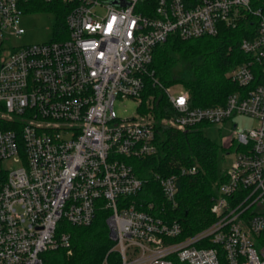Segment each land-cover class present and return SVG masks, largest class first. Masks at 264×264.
Here are the masks:
<instances>
[{"label":"built area","instance_id":"obj_1","mask_svg":"<svg viewBox=\"0 0 264 264\" xmlns=\"http://www.w3.org/2000/svg\"><path fill=\"white\" fill-rule=\"evenodd\" d=\"M38 1L0 0V264H43L59 248L70 254L66 224L89 225L99 209L115 254L101 264H264L262 8L251 0H42L55 12V36L12 45L25 33L20 15ZM244 11L257 17L256 33L240 42L250 59L227 72L241 90L224 104L192 106L187 89L172 92L152 77L155 46L215 35ZM150 78L165 103L146 93ZM124 98L137 101L136 115L116 114L114 101ZM159 107L166 114L158 119ZM239 114L258 125H232L225 148L234 160L210 198L214 219L183 234L173 214L178 178L196 167L155 174L159 193L146 200L130 160L157 152L158 122L188 131Z\"/></svg>","mask_w":264,"mask_h":264},{"label":"trees","instance_id":"obj_2","mask_svg":"<svg viewBox=\"0 0 264 264\" xmlns=\"http://www.w3.org/2000/svg\"><path fill=\"white\" fill-rule=\"evenodd\" d=\"M193 4L197 0H186ZM51 7L39 0L37 7ZM253 8H262L264 0H251ZM244 13V14H243ZM234 27L221 24L215 35H203L192 39L169 37L153 50L150 70L152 77L162 85L181 83L189 92L192 106H213L224 104L227 96L241 87L227 72L236 64L246 62L250 56L240 49L243 39H251L256 33L257 17L244 11ZM62 13L57 15V25L63 26ZM180 61L185 66L178 67ZM255 82L258 81L259 68ZM148 79L147 92L165 103L161 88ZM166 112L157 108V117ZM200 124L188 131L157 123L158 150L144 159H131L134 172L144 181L140 197L149 200L159 193V186L153 179L155 174L170 175L177 173L180 166H195L194 174L178 178V209L173 213L183 228V234L194 233L213 221L210 212V198L216 183L224 178L216 172L218 145L203 132ZM226 152V148H224ZM107 211L98 210L89 225L66 224L65 231L70 236L71 253L59 248L43 254V264H101L107 255L114 259L113 240L106 223Z\"/></svg>","mask_w":264,"mask_h":264},{"label":"rangeland","instance_id":"obj_3","mask_svg":"<svg viewBox=\"0 0 264 264\" xmlns=\"http://www.w3.org/2000/svg\"><path fill=\"white\" fill-rule=\"evenodd\" d=\"M55 12L52 7H35L28 11H24L20 15L19 25L25 29V33L20 37H12V45L19 46L28 43L42 42L53 38L54 35ZM64 33H66L64 31ZM185 66V61H180L178 67ZM181 83H175L171 86L172 92H177L182 89ZM114 110L121 117H130L138 113V103L134 99L124 98L114 101ZM236 124L238 129H250L258 125L255 118L239 114L232 118L231 121L225 124H211L203 127L204 134L218 145L216 154V172L218 176L228 168L234 160V153H226L224 148L229 146L230 140L233 137L232 125ZM19 164L13 161H8L5 164L6 168H16Z\"/></svg>","mask_w":264,"mask_h":264},{"label":"water","instance_id":"obj_4","mask_svg":"<svg viewBox=\"0 0 264 264\" xmlns=\"http://www.w3.org/2000/svg\"><path fill=\"white\" fill-rule=\"evenodd\" d=\"M110 236H112V231L110 232Z\"/></svg>","mask_w":264,"mask_h":264}]
</instances>
